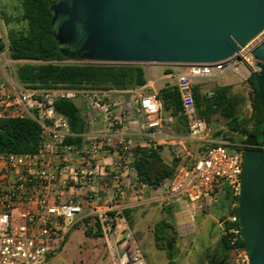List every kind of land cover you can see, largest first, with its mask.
Here are the masks:
<instances>
[{
    "label": "built area",
    "instance_id": "1",
    "mask_svg": "<svg viewBox=\"0 0 264 264\" xmlns=\"http://www.w3.org/2000/svg\"><path fill=\"white\" fill-rule=\"evenodd\" d=\"M247 48L221 62L186 65L187 71L177 75L186 137L198 148L158 188L139 178L130 160L137 145L128 138L143 137L153 149L164 142L162 103L156 94L145 88H34L0 66V120L28 118L41 127L37 152L0 154V264L45 263L88 214L101 223L111 264H148L134 233L122 223L125 208L145 203L147 195L164 203L177 199L213 206L226 194L229 207L219 227L233 263L251 264L250 252L241 244L238 214L246 147L213 139L208 122L197 116L193 92L198 79L228 71L254 74L256 61ZM59 100L75 103L86 121L88 132L80 145L67 142L75 135L55 108ZM103 192L107 199L101 205Z\"/></svg>",
    "mask_w": 264,
    "mask_h": 264
},
{
    "label": "water",
    "instance_id": "2",
    "mask_svg": "<svg viewBox=\"0 0 264 264\" xmlns=\"http://www.w3.org/2000/svg\"><path fill=\"white\" fill-rule=\"evenodd\" d=\"M48 5L53 37L68 61L216 63L264 32V0H48ZM251 55L264 115V40ZM260 136L262 146L244 153L238 210L251 264H264V126Z\"/></svg>",
    "mask_w": 264,
    "mask_h": 264
},
{
    "label": "rangeland",
    "instance_id": "3",
    "mask_svg": "<svg viewBox=\"0 0 264 264\" xmlns=\"http://www.w3.org/2000/svg\"><path fill=\"white\" fill-rule=\"evenodd\" d=\"M22 5L18 0H0V41L5 48L0 51V66H5L7 72L17 80V69L26 64L39 63L36 61H15L10 56L8 30L11 28L24 30L26 21L22 20ZM264 40V32L254 39L247 51ZM61 64H88L85 61H66ZM147 71L149 93L156 94L160 99V91L164 88L177 87V75L187 71L186 65L179 64H143ZM254 71H258L254 65ZM254 76L250 70L244 76L239 72L228 71L221 76L198 79L195 82L200 86V96L211 100V95L219 87H226V98L231 104L232 118H228L223 106L212 109L206 118L203 116L211 130L215 141H227L232 144H242L245 131H252L256 124L258 114L255 110V90L249 79ZM52 88V87H51ZM40 88V89H51ZM80 88V87H76ZM119 91V90H111ZM117 98L120 97L116 94ZM161 100V99H160ZM163 119H170L164 126L161 138L164 142L157 149L140 146L137 143L130 155L135 166L144 157L142 150H159L166 165L175 169L182 162L191 161L195 151L190 155L181 147L180 141L187 135V120L173 109L166 110L162 102ZM196 104V102H195ZM202 109H206V103ZM198 112V108H196ZM236 119V123L233 120ZM148 142V141H147ZM189 142V141H188ZM150 196L147 195L146 199ZM107 195L103 192L100 204L106 202ZM222 202L219 200L213 206H193L185 200H171L167 203L155 201L138 205L135 214L122 212L123 218L129 224L134 237L142 248L148 264H211V258L216 254L221 240L222 232L219 222L223 216ZM88 213V212H87ZM164 222L165 238L158 244L156 226ZM101 223L96 215L82 217L74 226L62 249L51 256L43 264H111V258L102 236L99 235ZM87 231L90 232L89 235ZM173 249L170 260L167 249Z\"/></svg>",
    "mask_w": 264,
    "mask_h": 264
},
{
    "label": "trees",
    "instance_id": "4",
    "mask_svg": "<svg viewBox=\"0 0 264 264\" xmlns=\"http://www.w3.org/2000/svg\"><path fill=\"white\" fill-rule=\"evenodd\" d=\"M22 5V20L26 21L27 28L8 30V42L10 56L15 61H36L39 64L26 63L16 71V77L24 85L34 88H54L58 86L76 88L88 87L92 89L132 91L147 84V73L141 65H113V64H61L68 61L59 51L58 43L51 30L52 14L48 0H18ZM5 45L0 41V51ZM249 82L255 90V110L258 114L257 124L252 131H245L246 137L242 145L261 146L260 133L264 126V115L261 94L257 87L255 77ZM197 116L208 117L213 108L223 106L226 116L232 118V108L226 98V87H219L211 95V100L200 96V86L193 87ZM160 99L166 110L173 109L174 113H180L185 119L181 96L178 87L164 88L160 91ZM206 103V109L202 106ZM56 110L68 119L71 132L75 137L67 142L80 145L88 132V126L79 107L66 100L55 102ZM204 118V117H203ZM202 118V119H203ZM187 120V119H186ZM236 123V119L233 120ZM188 133V128H187ZM41 140V127L32 119H5L0 120V154L16 153L28 154L37 152ZM144 157L137 163L136 168L139 178L156 188L160 187L167 179L174 176L176 169L166 165L159 150H142ZM221 219L229 207L228 194L221 199ZM99 226V225H98ZM164 222L156 226V238L158 244L165 238ZM90 232L87 231L89 235ZM99 235L102 229L99 226ZM245 246L244 241H241ZM167 255L171 260L173 249H167ZM234 264L231 247L227 239L222 235L216 254L211 258V264Z\"/></svg>",
    "mask_w": 264,
    "mask_h": 264
},
{
    "label": "crops",
    "instance_id": "5",
    "mask_svg": "<svg viewBox=\"0 0 264 264\" xmlns=\"http://www.w3.org/2000/svg\"><path fill=\"white\" fill-rule=\"evenodd\" d=\"M146 73H147V71H146ZM149 80L147 79V84L145 85V86H143V87H140V88H145V89H147L148 87H149ZM118 92H123V91H118ZM169 122H170V119H165L164 120V126H167L168 124H169ZM111 138V140H113V141H116V139H117V137H110ZM129 139H131L135 144H137V143H140V146H144V145H146L147 143V139H145V138H143V137H128ZM180 145H181V147L186 151V152H190V151H195L196 150V148L198 147V145L196 144V143H193V142H188V140H187V137L186 138H184L183 140H181L180 141ZM196 147V148H195ZM197 151V150H196ZM196 151H195V153H196ZM155 201H158L157 200V198H149V199H147L146 200V202L145 203H149V202H155ZM144 204V203H143ZM136 207L137 206H130V207H127V208H125L124 210H123V212H125L127 215L128 214H135V209H136ZM122 223L123 224H126L127 226H129V224H127V222H126V220L123 218V216H122ZM129 228H130V226H129ZM131 229V228H130ZM133 232V231H132ZM71 234V233H70Z\"/></svg>",
    "mask_w": 264,
    "mask_h": 264
},
{
    "label": "flooded vegetation",
    "instance_id": "6",
    "mask_svg": "<svg viewBox=\"0 0 264 264\" xmlns=\"http://www.w3.org/2000/svg\"><path fill=\"white\" fill-rule=\"evenodd\" d=\"M261 137V136H260ZM261 146H262V141H263V138L261 137ZM249 146H255V145H247V146H245V147H249ZM261 146H258V147H261Z\"/></svg>",
    "mask_w": 264,
    "mask_h": 264
}]
</instances>
